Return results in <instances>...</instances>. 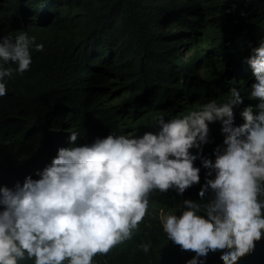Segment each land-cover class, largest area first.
I'll use <instances>...</instances> for the list:
<instances>
[{
    "label": "trees",
    "instance_id": "trees-1",
    "mask_svg": "<svg viewBox=\"0 0 264 264\" xmlns=\"http://www.w3.org/2000/svg\"><path fill=\"white\" fill-rule=\"evenodd\" d=\"M20 32L44 48L32 49L23 74L6 78L0 187L14 188L29 175L39 179L36 170L70 146L71 131L80 134L77 146L110 133H155L159 116L182 117L209 100L224 102L233 87L244 97L233 105L235 125L244 123L247 105L258 111L259 98L250 95L256 77L246 60L264 43V0H0V36ZM222 127L220 120L209 122L202 145L201 156L213 162L226 138ZM193 163L199 182L182 194L154 190L132 238L97 254L93 264H187L195 257L167 238L160 220L161 210L179 215L184 199L203 205L213 198L199 193L215 176H207L199 156ZM142 244L150 245L147 253ZM223 255L210 254L206 264H223ZM236 264H264V236Z\"/></svg>",
    "mask_w": 264,
    "mask_h": 264
},
{
    "label": "clouds",
    "instance_id": "clouds-1",
    "mask_svg": "<svg viewBox=\"0 0 264 264\" xmlns=\"http://www.w3.org/2000/svg\"><path fill=\"white\" fill-rule=\"evenodd\" d=\"M33 48L44 45L27 32L0 36V97L13 71L30 68ZM246 63L256 77L250 95L259 103L255 114L252 105L242 110L241 125L234 123L233 105L244 97L233 87L224 102L209 100L182 117L159 116L155 133H110L77 146L80 134L71 131L70 146L36 170L39 179L29 175L14 188L0 187V264H19L26 256L35 264H93L94 256L132 238L154 190L182 194L199 182L198 156L207 176H215L199 195L214 196L203 205L184 199L179 215L161 210L167 238L196 254L187 264H206L218 252L223 264H236L253 251L264 236V43ZM217 120L226 138L213 162L200 153L209 141V122ZM141 247L147 253L150 245Z\"/></svg>",
    "mask_w": 264,
    "mask_h": 264
},
{
    "label": "rangeland",
    "instance_id": "rangeland-1",
    "mask_svg": "<svg viewBox=\"0 0 264 264\" xmlns=\"http://www.w3.org/2000/svg\"><path fill=\"white\" fill-rule=\"evenodd\" d=\"M186 56H187V54H185ZM22 161V160H21ZM262 199H264V197L262 198Z\"/></svg>",
    "mask_w": 264,
    "mask_h": 264
}]
</instances>
